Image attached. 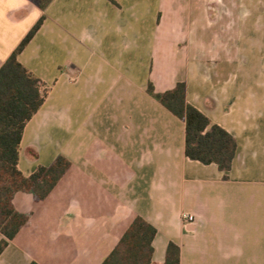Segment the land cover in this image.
Masks as SVG:
<instances>
[{"label": "crops", "instance_id": "0c3cea01", "mask_svg": "<svg viewBox=\"0 0 264 264\" xmlns=\"http://www.w3.org/2000/svg\"><path fill=\"white\" fill-rule=\"evenodd\" d=\"M42 16L18 61L50 90L18 168L71 166L44 201L14 196L38 254L22 227L0 264H102L135 217L152 264L169 243L180 264H264V0H0V66ZM178 82L235 139L227 173L187 159L184 122L147 93Z\"/></svg>", "mask_w": 264, "mask_h": 264}, {"label": "trees", "instance_id": "16d2710c", "mask_svg": "<svg viewBox=\"0 0 264 264\" xmlns=\"http://www.w3.org/2000/svg\"><path fill=\"white\" fill-rule=\"evenodd\" d=\"M36 1L41 9H45L52 0ZM43 21L42 16L0 66V235L3 237L0 255L29 217L15 209L14 196L27 193L32 194L35 202L44 201L71 166L59 156L49 167L37 166L28 177L18 168L24 128L41 108L50 90L19 63L18 55ZM147 93L184 122V154L187 159L203 165H215L223 173L231 169L237 150L235 139L186 102L185 83L178 82L170 91L158 94L149 84ZM156 234L154 227L135 217L102 264H152V242ZM164 264H180V248L174 243L167 246Z\"/></svg>", "mask_w": 264, "mask_h": 264}, {"label": "rangeland", "instance_id": "374dc122", "mask_svg": "<svg viewBox=\"0 0 264 264\" xmlns=\"http://www.w3.org/2000/svg\"><path fill=\"white\" fill-rule=\"evenodd\" d=\"M69 187V185H63L56 193H54V194H71V192H66V191H64L65 189H67ZM26 225V224H25ZM25 225L23 226V230L20 232L21 233V235H20V237H19V239H17V243L21 246V247H23L24 249H28L31 253H35V254H38V252H37V249L38 248H35L34 247V243L33 242H31L29 239H28V236L29 235H31V237L33 238V237H35V235H36V231H33L32 232V230L31 231H27V229L26 228H29V227H25ZM10 242H12V241H10ZM9 242V243H10ZM8 243V244H9ZM8 246V245H7ZM6 249V248H5ZM4 249V250H5Z\"/></svg>", "mask_w": 264, "mask_h": 264}, {"label": "built area", "instance_id": "2783aa9c", "mask_svg": "<svg viewBox=\"0 0 264 264\" xmlns=\"http://www.w3.org/2000/svg\"><path fill=\"white\" fill-rule=\"evenodd\" d=\"M182 220L184 221V222H194L195 221V217L193 216V215H190V214H183L182 215Z\"/></svg>", "mask_w": 264, "mask_h": 264}]
</instances>
